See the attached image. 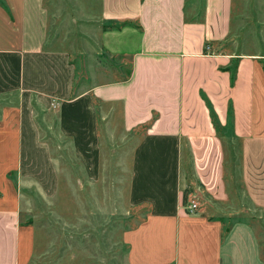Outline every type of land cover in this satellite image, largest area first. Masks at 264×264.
<instances>
[{
    "label": "crops",
    "instance_id": "crops-1",
    "mask_svg": "<svg viewBox=\"0 0 264 264\" xmlns=\"http://www.w3.org/2000/svg\"><path fill=\"white\" fill-rule=\"evenodd\" d=\"M233 1L100 0L97 42L131 72L108 79V68L87 69L81 80L48 0H0V264L21 261L19 189L35 181L48 195L57 182L39 129L68 138L91 179L99 173V129H145L130 158L128 204L142 216L122 233L129 264H264L251 223L224 225L210 214L228 210L229 200L210 106L220 129L240 141L242 183L264 210V135L254 133L264 129V51L234 47ZM83 4L74 20L92 23ZM189 183L214 207L188 212Z\"/></svg>",
    "mask_w": 264,
    "mask_h": 264
},
{
    "label": "rangeland",
    "instance_id": "rangeland-1",
    "mask_svg": "<svg viewBox=\"0 0 264 264\" xmlns=\"http://www.w3.org/2000/svg\"><path fill=\"white\" fill-rule=\"evenodd\" d=\"M99 1L48 0L58 17V34L68 35L65 38L69 39L68 43L65 41L61 45L73 50L78 70H83V76L78 74L81 80H85L84 70L87 69L103 74L100 72L108 68L106 76H102L108 79H120L125 76L124 68L128 71L127 65L121 66L123 58L108 55L97 42L95 18ZM83 2L87 7L85 17L92 23L74 20L81 17ZM233 2L234 47L240 51H264V0ZM195 4L200 5V0ZM77 46L80 54H76ZM98 80L97 77L95 81ZM96 104L98 110H105ZM39 130L40 136L50 144L57 182L54 192L48 195L35 181L24 183L19 189L20 223L27 229L20 250V264H129V245L123 242L122 233L135 227L142 216L138 208L132 209L128 204L130 158L145 129H134L132 133L123 129H99L100 161L95 179L86 176L68 138L60 135L57 129ZM215 131L224 150L228 210L212 208L213 198L202 191L201 185V188L197 186V194L192 195L194 188L190 183L185 188L187 201L184 204L186 206L192 198L198 202L197 209L211 204L210 214L222 217L224 225L237 220L251 223L260 239L264 259V210L248 199L242 183L240 141L235 138L233 129ZM254 133L264 135V129H254ZM14 174L13 169V184Z\"/></svg>",
    "mask_w": 264,
    "mask_h": 264
},
{
    "label": "trees",
    "instance_id": "trees-1",
    "mask_svg": "<svg viewBox=\"0 0 264 264\" xmlns=\"http://www.w3.org/2000/svg\"><path fill=\"white\" fill-rule=\"evenodd\" d=\"M126 66V65H125ZM128 68V71H126V68H125V78L124 79H127L130 72H131V68L130 67H127ZM230 69V68H229ZM232 69V68H231ZM235 70L232 69V76H231V82L233 83L234 81V78H235ZM210 115H211V119H212V122L215 126L216 129H220V126H219V122H218V118L214 112V110L211 108L210 106ZM155 116V115H154ZM183 201L184 203L187 201V194L184 192L183 194Z\"/></svg>",
    "mask_w": 264,
    "mask_h": 264
},
{
    "label": "built area",
    "instance_id": "built-area-1",
    "mask_svg": "<svg viewBox=\"0 0 264 264\" xmlns=\"http://www.w3.org/2000/svg\"><path fill=\"white\" fill-rule=\"evenodd\" d=\"M52 106H56L55 101L52 102ZM198 207V202L195 199H190L189 203L186 205V209L188 212L196 211Z\"/></svg>",
    "mask_w": 264,
    "mask_h": 264
}]
</instances>
